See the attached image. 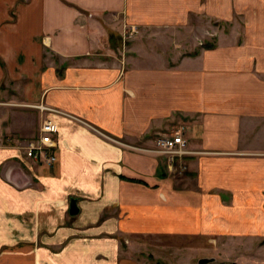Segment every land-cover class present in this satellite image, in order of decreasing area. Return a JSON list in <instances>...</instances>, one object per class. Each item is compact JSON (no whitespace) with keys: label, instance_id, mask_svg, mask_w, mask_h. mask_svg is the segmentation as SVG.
Returning <instances> with one entry per match:
<instances>
[{"label":"crops","instance_id":"crops-1","mask_svg":"<svg viewBox=\"0 0 264 264\" xmlns=\"http://www.w3.org/2000/svg\"><path fill=\"white\" fill-rule=\"evenodd\" d=\"M45 118L35 183L11 144ZM170 127L180 177L153 151ZM0 134V264H172L151 250L171 237L176 264H264V0H0Z\"/></svg>","mask_w":264,"mask_h":264},{"label":"rangeland","instance_id":"rangeland-1","mask_svg":"<svg viewBox=\"0 0 264 264\" xmlns=\"http://www.w3.org/2000/svg\"><path fill=\"white\" fill-rule=\"evenodd\" d=\"M216 26H218V28L220 27L221 30L224 29H228L231 27L230 25V22H224V21H219L217 20L216 22H214ZM128 27L127 28V32H126V37L124 38L126 40V43L124 45L127 44V42H129L130 40L134 39L133 37L135 36V34H137L139 32V28L137 25H131V26H128V25H125V27ZM132 32V35H129V33ZM210 45L212 43H204L203 46L206 47V45ZM197 46L201 47L200 44H198ZM127 48V46H125ZM206 48H209V46H207ZM169 55L170 56H173V53H171V51H169ZM59 61V60H58ZM177 129L175 127H170L166 130L165 133H162L160 136L164 135V134H173L175 135L177 133ZM158 138V137H157ZM157 138L155 139V142H154V145H153V151H155L157 154L159 155H163L164 159L163 161L161 162L160 160V164H168L169 167H170V170H169V174L171 175V177H180L183 175V170L184 169H181L182 168V157H179V158H176L172 161V159L170 158V156L168 157V155L166 154H162L161 152H159V150L157 149L156 147V140ZM34 139V138H32ZM30 139V140H32ZM14 137L12 136H7V135H3V134H0V143L2 144H10L13 142ZM29 139L27 141H23V142H15L13 144H11L12 146L16 147L17 149L20 150V152H22V154L25 156V147L27 145V143L30 141ZM19 152V153H20ZM24 161V160H23ZM48 168H44L40 165H37L36 163H34L33 161L29 160V159H25L24 161V172L25 174H27L28 176L30 177H33L35 183L36 182H40L41 178L42 177H48L49 174H52L53 173V165H46ZM168 173V172H167ZM166 177V174H164ZM40 186H45V184H41ZM67 202V201H65ZM176 238L174 237H171L169 238V241L168 243H166V247H158V248H153L151 250L154 251V254H152L153 256L154 255H157L159 256L160 259H164L166 261H174V263L172 264H176V259H177V243H176ZM183 240V239H182ZM180 240L179 242V245L181 246H185L188 244V242H186V240L182 241ZM144 242V241H142ZM149 243H151L150 241H148ZM153 243L155 242L152 241ZM155 244V243H154ZM199 244V243H198ZM168 246V247H167ZM232 247V246H231ZM218 247L216 249H212L210 251V254L211 256L209 257H205V258H213V261L211 262H208V263H205V264H227L229 263L228 262V257H230L231 255L234 254L235 256V250H236V245L233 244V247ZM180 248V247H179ZM241 247L239 246V248H237V250H240ZM183 251V255H182V251L180 254H178L179 256L183 257L184 258V264H201V263H198L200 259L196 260V256H191L190 255V251L192 250V248L190 249H180ZM180 252V251H179ZM258 252V251H257ZM204 254V253H207L206 250H203L201 249V253L200 254ZM209 253V252H208ZM180 259V257H179ZM198 261V262H197ZM171 264V263H170Z\"/></svg>","mask_w":264,"mask_h":264},{"label":"built area","instance_id":"built-area-1","mask_svg":"<svg viewBox=\"0 0 264 264\" xmlns=\"http://www.w3.org/2000/svg\"><path fill=\"white\" fill-rule=\"evenodd\" d=\"M132 35V32L129 33ZM126 36V34H124ZM42 110H48L49 107L40 106ZM58 132L57 123L50 118H45L40 127V134L37 138L30 140L25 147V155L44 165H53L56 160V139ZM186 141L181 132L173 134H164L156 140V147L162 154L170 156L172 161L183 157L190 151L185 148Z\"/></svg>","mask_w":264,"mask_h":264},{"label":"water","instance_id":"water-1","mask_svg":"<svg viewBox=\"0 0 264 264\" xmlns=\"http://www.w3.org/2000/svg\"><path fill=\"white\" fill-rule=\"evenodd\" d=\"M79 211H80V208L78 206L77 199L72 198L71 202H70V209H69L70 214L71 215H77L79 213ZM211 261H213V258H202V259H200L201 264H205V263H208Z\"/></svg>","mask_w":264,"mask_h":264},{"label":"trees","instance_id":"trees-1","mask_svg":"<svg viewBox=\"0 0 264 264\" xmlns=\"http://www.w3.org/2000/svg\"><path fill=\"white\" fill-rule=\"evenodd\" d=\"M207 46L211 47V46H213V45H211V44L209 45V44H208V45H206V47H207Z\"/></svg>","mask_w":264,"mask_h":264}]
</instances>
